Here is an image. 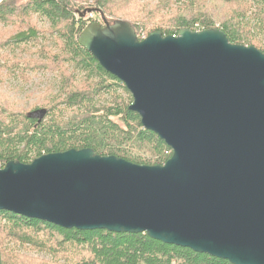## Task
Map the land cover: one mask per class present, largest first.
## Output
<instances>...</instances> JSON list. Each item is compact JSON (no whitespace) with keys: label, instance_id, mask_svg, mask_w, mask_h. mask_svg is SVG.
Here are the masks:
<instances>
[{"label":"water","instance_id":"1","mask_svg":"<svg viewBox=\"0 0 264 264\" xmlns=\"http://www.w3.org/2000/svg\"><path fill=\"white\" fill-rule=\"evenodd\" d=\"M102 19L78 43L129 90L171 158L141 166L83 149L9 162L0 212L264 264V54L218 28L140 40L131 23Z\"/></svg>","mask_w":264,"mask_h":264},{"label":"trees","instance_id":"2","mask_svg":"<svg viewBox=\"0 0 264 264\" xmlns=\"http://www.w3.org/2000/svg\"><path fill=\"white\" fill-rule=\"evenodd\" d=\"M0 1V53L20 50L30 56L21 64L3 55L0 73L19 71L24 78L27 72L50 73L58 83L27 110L0 94V170L9 162L30 164L43 155L83 149L141 166H162L171 158V148L130 110L129 90L78 43L88 25L83 17L91 10L111 24L131 23L140 40L154 32L176 37L182 29L218 28L232 44L264 47V0ZM35 18L46 20L49 28L40 29ZM143 28L147 35L140 33ZM43 111L44 118L34 116ZM3 235L9 240L8 256L0 248V264H15L10 257L17 256L18 245L62 264H230L145 234L69 230L10 212H0Z\"/></svg>","mask_w":264,"mask_h":264},{"label":"rangeland","instance_id":"3","mask_svg":"<svg viewBox=\"0 0 264 264\" xmlns=\"http://www.w3.org/2000/svg\"><path fill=\"white\" fill-rule=\"evenodd\" d=\"M23 2L25 0H22ZM1 2V1H0ZM89 3L88 1H80L79 4L85 5ZM91 3V2H90ZM77 18L79 16L77 15ZM110 19V20H109ZM109 21L113 22L114 18L109 17ZM83 20L90 24L94 21L103 23L100 15L88 13ZM34 22L40 29H48L49 24L44 19L35 18ZM164 28L168 27L166 23L163 24ZM142 34H148L149 30L143 28L141 29ZM148 37V35H147ZM258 49L264 50V47H260L256 44ZM36 55L33 56L34 59L38 58L37 48L32 49ZM3 55H8L10 58L17 57L21 64L25 62L30 56L26 53L17 50L14 52L4 51L0 53V65L4 64ZM58 86L57 81H55L54 75L50 73H26L25 78L21 76L20 72L17 71L15 74L5 70L4 73H0V94L7 96L11 103H13L19 109H29L37 102L43 101L44 98L48 97L50 90H55ZM8 237L3 235L0 237V248L5 254L8 247ZM10 247H13L10 245ZM17 250V256H11L10 259L15 261V264H62L52 255H48L43 252L32 251L29 248L18 245L15 246Z\"/></svg>","mask_w":264,"mask_h":264},{"label":"bare ground","instance_id":"4","mask_svg":"<svg viewBox=\"0 0 264 264\" xmlns=\"http://www.w3.org/2000/svg\"><path fill=\"white\" fill-rule=\"evenodd\" d=\"M90 24H91V23H90ZM88 25H89V24H88ZM88 25H87V26H88ZM87 26H85L84 29H85ZM84 29H83V30H84ZM83 30H82V31H83ZM82 31H81V32H82Z\"/></svg>","mask_w":264,"mask_h":264},{"label":"built area","instance_id":"5","mask_svg":"<svg viewBox=\"0 0 264 264\" xmlns=\"http://www.w3.org/2000/svg\"><path fill=\"white\" fill-rule=\"evenodd\" d=\"M143 39H145V36L143 37Z\"/></svg>","mask_w":264,"mask_h":264},{"label":"clouds","instance_id":"6","mask_svg":"<svg viewBox=\"0 0 264 264\" xmlns=\"http://www.w3.org/2000/svg\"><path fill=\"white\" fill-rule=\"evenodd\" d=\"M145 39H146V37H145ZM144 40V39H143Z\"/></svg>","mask_w":264,"mask_h":264}]
</instances>
